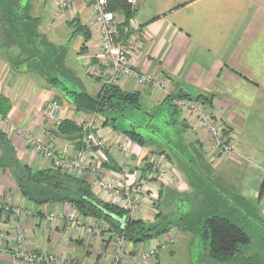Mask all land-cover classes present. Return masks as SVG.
I'll use <instances>...</instances> for the list:
<instances>
[{"label": "crops", "instance_id": "1", "mask_svg": "<svg viewBox=\"0 0 264 264\" xmlns=\"http://www.w3.org/2000/svg\"><path fill=\"white\" fill-rule=\"evenodd\" d=\"M64 1L67 0H24L22 3L26 12L36 18V31L30 25L28 32L42 43L38 59H32L24 50L18 52L16 48L0 46V94L11 106L6 117L0 119V129L14 147L17 159L34 170L50 167L49 161L27 144L24 133L42 136L61 156L72 157L79 149L76 141L59 135L58 123L45 115L46 107L52 102L60 106L59 122L68 120L80 126L81 122L97 118L92 129L102 136L104 151L91 148L83 136L81 148L91 151V165L105 176L113 177L125 170L124 180L132 186L148 173L144 163L164 158V164L171 169L156 182L162 190L153 185L149 189L158 203L152 206L143 202L154 209L146 207L134 216L148 220L150 213L153 214V223L160 225L164 232L141 243L124 240L121 264H144V255H151L148 264H165L167 254L174 256L179 247L194 242L191 223H179L186 218L181 217L182 213L189 215L188 223L190 216L205 213L192 207L198 200L197 194L233 195V199L255 207L264 224V0H135L130 5L133 13L129 19L123 12L113 11L115 21L122 25L124 44L130 49L132 68L164 87L153 82L140 84L131 77L119 78L116 85L124 91L139 92L141 99L154 105L171 99L175 104L177 96L173 94L185 93L178 90L181 87L203 95L210 102L212 114L230 130L231 151L218 154L204 136V129L195 125L190 115L181 114L189 124L184 132L190 150L186 163L200 170L187 168L182 170L186 172L184 176L176 168V159L165 151L167 156L152 153L153 148L146 141L141 145L133 142L131 158L125 159L120 145L128 138L125 131L129 130L115 131L113 121L103 123L96 113L76 110L61 91L60 83L54 85L47 81L49 72L59 77L64 71H70L75 84L68 85L70 89L89 95H96L103 84L101 78L92 74L94 69H106L107 58L101 59L103 53L91 1L68 0L69 6L62 8ZM87 34L89 37L84 41ZM75 39L77 47L70 45ZM92 79H98V83ZM69 174L86 179L97 197L113 202V196L97 187L91 170ZM195 176L204 181L199 193L192 190L194 180L191 179ZM186 203L190 204L188 212L184 209ZM172 205L165 212L164 207ZM0 206V264H38L15 257L14 235L19 230L24 236V249L54 255L61 264H113L115 261L116 234L105 221L81 216L68 203L29 201L20 193L8 168H0ZM51 214L55 215L53 219H49ZM174 217L178 219L171 221ZM77 222L81 227H75Z\"/></svg>", "mask_w": 264, "mask_h": 264}, {"label": "trees", "instance_id": "2", "mask_svg": "<svg viewBox=\"0 0 264 264\" xmlns=\"http://www.w3.org/2000/svg\"><path fill=\"white\" fill-rule=\"evenodd\" d=\"M10 1L5 3H9L7 5L15 12L23 8L18 0L14 3ZM108 8L111 11L123 12L126 19H129L133 13L130 5L123 0H110ZM34 24H37L36 18L20 17L18 18V23L13 24V26L19 29L18 32H15V35L17 41L21 40L20 45L22 48L24 47L22 50H26L29 53L31 49L33 51L31 57L38 59L41 45L35 46L34 38H37V36H31L28 32L30 25L33 32L36 31L37 28L35 26L32 27ZM26 32L27 35H25ZM118 33L119 37L123 39L122 25H118ZM88 35H86L84 41L88 39ZM28 40L31 42L32 48L28 45ZM46 77L50 84L60 83L61 91L65 93L76 110L102 115L105 117L103 123L114 121L116 117L124 116L127 110L141 108L139 92L124 91L117 85L103 83L96 95H89L84 91L73 90L63 86V83L54 75V72H49ZM173 96L194 100L200 104L210 106L208 98L203 95H197L196 99H194L186 93L178 92L173 94ZM10 107L9 100L0 94V119L3 120L6 117ZM56 129L59 135H63L67 140L76 141V145L79 149L81 148L83 131L80 126L72 121L64 120L57 124ZM125 134L132 142L140 145L145 142V139L134 130L125 131ZM3 148L8 150V153L4 152ZM0 168H8L10 170L20 193L29 201L35 204L68 203L81 216L102 219L107 223L111 232L121 236L128 242L141 243L164 232V230H158V224H154L153 227H145L141 220L130 217L120 206L101 200L95 195L91 184L84 178L53 168L34 170L28 165L21 163L15 155L14 147L1 129ZM121 219L124 220L121 222ZM203 223V237L208 240L207 256L211 261L223 264L229 262H232V264H263L255 256L242 258L240 262L236 263L235 258L241 254L244 246L250 242V237L246 234L243 227L220 215L206 217Z\"/></svg>", "mask_w": 264, "mask_h": 264}, {"label": "rangeland", "instance_id": "3", "mask_svg": "<svg viewBox=\"0 0 264 264\" xmlns=\"http://www.w3.org/2000/svg\"><path fill=\"white\" fill-rule=\"evenodd\" d=\"M6 1L9 0H1L0 2V42L2 43L0 44V46L5 47L7 49L9 47H12L14 49L16 48L18 52H24L22 50L24 47L22 48V46L20 45L21 40L17 41L15 35L16 34L15 32H18L19 29L18 27L14 28L13 24H17L18 18L20 17L30 18V19H33V17L29 15L28 11L26 12L25 7L22 4L24 0H18L19 3L22 4L21 6H23V8L17 10V12H15L11 7H9L7 5L9 3H5ZM15 1L17 0H11L10 2L14 3ZM34 26L36 28L35 24L32 25V27ZM34 41L36 43L35 46L37 47L40 45L42 46V43L39 41L38 37L34 38ZM27 43L30 46V48H32V44L29 40L27 41ZM75 43H76V39L71 40L70 45L73 47L74 46L77 47V43L76 44ZM31 53H33V51H31L30 49L28 54H30L31 56ZM101 59L106 60V56L102 54ZM71 74L72 72L70 71L68 72L64 71V74L63 75L59 74V77L57 76V78L62 83H64L63 86L70 88V86L68 85H75L74 82L72 81ZM97 80L92 79V82L98 83ZM181 114L182 115L184 114L185 117L187 115L188 116L190 115V120L194 121L195 125L202 128L200 121L194 115L195 113H193V110L189 109L188 107H185L184 109L177 108L172 99L170 101L167 100V102H164L162 104L154 105L153 103L147 102L142 98L140 109L128 110L124 114V116L116 117L113 123L116 125L115 131L121 132L122 129H128V130H134L136 133L140 134L145 139L147 145L153 148V150L151 151L152 153L158 155L159 153L164 154L165 152L166 153L168 152V154L171 155L173 159H176L175 160L177 161L176 168L178 170L181 169V171L182 170L186 171L185 169L191 168L193 171L195 169L197 170L198 168L186 163L188 159L187 156L190 154V150L187 147V142H186L187 135L184 134V132H186L185 129H187L189 124L185 123V121L187 120ZM209 115L213 116L210 109H209ZM101 118L102 120L105 121L104 116L101 115ZM82 124L83 122L80 123V126ZM181 126H184L185 128ZM218 127L220 129L221 135L226 139V141L231 146L232 135L230 133L227 124L223 120H221L218 123ZM204 132H205L204 136L206 138H209L213 150H215V152H217L218 154H221L220 150L215 146L214 140L211 137V135L206 130H204ZM157 143H160V145H156ZM83 148L86 149V147ZM169 148L171 149V151ZM104 149H105V143H104V147L101 149L100 152L104 151ZM3 150L4 152L8 151L5 150L4 148ZM166 153L165 155L167 156ZM165 162L166 161H164L163 158L162 161L159 162L153 163V161H148L143 164L144 169L148 171V173L143 175L142 177H139L136 180L133 189H129L127 194L129 200L131 202L133 201L135 208L130 212L129 209H123L125 210L126 213H128L130 217L134 218V216H136L135 215L136 212L141 213V211H143L144 208L146 207L148 208V210L154 209L153 207H148L147 205L143 204V202L146 203L148 202L152 206L155 205L154 202L158 203V198L154 194L152 195L149 189L152 188L151 185L155 187L159 186L158 184H156V182H158L157 174L159 169L163 168L166 171L171 169L170 167H168V165L164 164ZM96 170L97 172H94L96 183L100 178H107V176L102 174V171H100V169L96 168ZM184 171H182V176H184L183 174H186V172ZM197 172H200V170H197ZM118 176L121 177V174L115 175L113 177L110 176L109 178L117 179ZM190 176H192V174ZM192 178L193 179L191 180L192 181L194 180V185L192 187V190L194 189L199 193L203 187L204 181L201 177L198 176ZM137 186L140 188H138ZM160 187L161 186H159V189L162 190V187L161 188ZM154 192L155 193L157 192L155 188H154ZM107 194L113 196L111 200L113 202L111 203L117 206L120 205V202H122L123 198L125 197L124 196L125 194L122 193L119 196H115L114 194H112V192L108 191ZM197 195H198V200L194 201L195 204L193 203L192 207L194 208V210L198 207L200 208V210L202 209L203 212L205 213L200 215L194 214L193 216H190L192 217V219L189 223H188L189 215L182 213L181 217L183 218L185 215L186 218H184V220L181 219L179 223L180 225H185V223L186 224L191 223L190 224V226L192 227L191 233H192V237H194L195 240L187 247H183V248L179 247L178 250L176 249L177 250L176 255L171 256L167 254L163 260L164 263L165 264H223V263L211 261L210 258L207 256L208 240H205L203 237L204 219L212 215L221 214V216H224L229 220H231L232 222H234L235 224L243 227L246 234H248V236L250 237L249 244L244 246L241 254L237 258H235L236 263L240 262L242 258L255 256L258 257V259L264 264V224L262 219H260L257 212L255 211L256 210L255 207L246 206L244 202L233 199L232 198L233 195L230 194H205V195L197 194ZM188 206H190V204L188 205L187 203L184 206L186 212H188V210L190 209V208L188 209ZM173 207H174L173 205L169 207H164V210L165 212H169L170 209ZM148 218H149L148 220H145L137 216L136 219L141 220L143 224H145L144 225L145 227L148 226L153 227L154 226L153 214L150 213V217ZM177 219L178 217H174L173 219H171V221ZM168 220H170V217H168ZM159 229L160 228H158V230ZM120 238L122 237L116 235V240H115L116 253L121 250L123 255L124 253L122 251V245L125 239H123L121 244H118V240ZM150 257L151 255L144 256V258L142 257L143 263L148 264ZM225 264H232V262Z\"/></svg>", "mask_w": 264, "mask_h": 264}, {"label": "built area", "instance_id": "4", "mask_svg": "<svg viewBox=\"0 0 264 264\" xmlns=\"http://www.w3.org/2000/svg\"><path fill=\"white\" fill-rule=\"evenodd\" d=\"M91 1V12L93 20L98 25L99 31V46L101 52L106 56L107 63L106 69H94L93 75L97 78H103V83L116 85L117 81L121 77H131L135 78L138 83H155L160 87H164L162 83L154 82L148 75L141 74L132 68L129 56L130 49L127 48L124 44L123 39L119 37L118 33V24L115 21V16L113 11L108 8L110 0H90ZM129 5H133L135 0H123ZM70 1H64L61 3V7L65 8L69 6ZM193 104H192V103ZM175 105L179 109H184L188 107L193 110L194 115L199 119L200 124L204 130H206L214 140L215 146L220 150L221 154H227L231 151L230 144L226 139L221 135L220 129L218 127L220 118L212 114L209 115V107L204 104H200L195 101H187L183 99H176ZM59 104L52 102L48 104L45 109V115L59 123L57 118L59 111ZM97 118H92L89 122L82 124L83 137L84 141L90 147L95 148L99 151L104 147L103 138L96 132L93 131L94 123ZM27 144L33 149L34 152L43 156L49 161V168L59 170L66 173H81L87 169L92 172H97L96 167L91 165L90 158L92 156L91 151L87 148H80L77 150L74 156L66 157L57 154L54 148L47 143L42 136H31L28 134H23ZM132 141L127 138L125 142L120 145V150L123 156L127 159L131 158L132 155ZM166 174V170L161 168L158 171V178L163 179ZM126 177V171L121 173V177L117 179L100 178L97 182V186L100 190L104 192H112L115 196H119L121 193L125 194L123 201L120 202V207L123 209H129V212L135 208L133 201L131 202L127 196L129 189H133V186H128L124 178ZM138 187V186H137ZM140 188V187H138ZM1 207V206H0ZM54 214L49 216V219H53ZM76 228L81 227L79 222L75 225ZM90 231V229H88ZM4 237L3 234H1ZM15 241L17 242V247L14 250V255L18 260L29 262V263H38V264H61L60 260L54 255L28 250L23 248L24 236L21 231H17L14 235ZM123 238L118 240V244H121ZM147 256V255H144ZM122 258L121 250L116 253V260L114 264H120ZM69 264V263H64Z\"/></svg>", "mask_w": 264, "mask_h": 264}, {"label": "water", "instance_id": "5", "mask_svg": "<svg viewBox=\"0 0 264 264\" xmlns=\"http://www.w3.org/2000/svg\"><path fill=\"white\" fill-rule=\"evenodd\" d=\"M183 90L186 94H188L190 97H192V98H194V99H196V97H197V95L196 94H194V93H192V92H190V91H188V90H186L185 88H179L178 90ZM124 219H121V222L123 221Z\"/></svg>", "mask_w": 264, "mask_h": 264}]
</instances>
